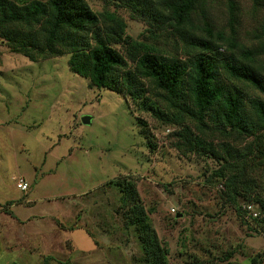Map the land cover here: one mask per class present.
<instances>
[{
  "label": "rangeland",
  "instance_id": "rangeland-1",
  "mask_svg": "<svg viewBox=\"0 0 264 264\" xmlns=\"http://www.w3.org/2000/svg\"><path fill=\"white\" fill-rule=\"evenodd\" d=\"M85 1L95 12L115 11L129 38L182 56L180 41L169 31L130 18L110 0ZM231 1L208 0L203 13L224 31L231 22L243 41L258 27L264 0L255 13L251 0ZM123 46L114 45L124 53ZM66 58L30 61L0 38V217L15 213L36 220L40 230L32 239L47 249L31 264H135L139 246L132 230L121 225L119 192L108 182L115 177L135 183L167 248V264H264V235L244 224L251 222L246 202L239 201V208L229 203L214 175L221 160L176 147V126L128 97L89 86L67 68ZM136 119L152 133V148ZM260 160L251 169V195L264 192ZM18 178L27 183L24 190L16 188ZM0 256L13 261L1 243Z\"/></svg>",
  "mask_w": 264,
  "mask_h": 264
},
{
  "label": "trees",
  "instance_id": "trees-1",
  "mask_svg": "<svg viewBox=\"0 0 264 264\" xmlns=\"http://www.w3.org/2000/svg\"><path fill=\"white\" fill-rule=\"evenodd\" d=\"M206 1L110 0L126 8L130 18L173 34L182 56L129 38L115 11L95 12L85 0H0V38L30 61L67 55V68L89 86L128 97L155 119L176 126V147L221 160L214 175L227 201L237 208L239 201L246 202L251 222L244 224L264 235V192L248 193L251 169L264 157V12L242 41L231 22L228 31L209 23L203 13ZM251 5L255 13L262 0ZM115 44L124 45V53ZM136 124L152 148L145 121L136 119ZM108 182L119 192L121 225L132 230L139 246L135 264H167V248L135 183L121 177Z\"/></svg>",
  "mask_w": 264,
  "mask_h": 264
},
{
  "label": "crops",
  "instance_id": "crops-1",
  "mask_svg": "<svg viewBox=\"0 0 264 264\" xmlns=\"http://www.w3.org/2000/svg\"><path fill=\"white\" fill-rule=\"evenodd\" d=\"M9 206H11V204H9ZM9 209L6 212L7 214L10 213ZM12 215H14V217H0V243L12 254L13 261L9 262L0 256V264H31L33 256L46 254V246H42L41 241H37L35 244L32 239V234L38 229L40 230V228L35 225V219L32 220L29 217L22 218L15 213ZM3 219L7 220L5 221ZM10 226L14 227L16 232L11 231Z\"/></svg>",
  "mask_w": 264,
  "mask_h": 264
},
{
  "label": "built area",
  "instance_id": "built-area-1",
  "mask_svg": "<svg viewBox=\"0 0 264 264\" xmlns=\"http://www.w3.org/2000/svg\"><path fill=\"white\" fill-rule=\"evenodd\" d=\"M15 186L20 190H24L27 187V183L22 178H18L15 182Z\"/></svg>",
  "mask_w": 264,
  "mask_h": 264
},
{
  "label": "water",
  "instance_id": "water-1",
  "mask_svg": "<svg viewBox=\"0 0 264 264\" xmlns=\"http://www.w3.org/2000/svg\"><path fill=\"white\" fill-rule=\"evenodd\" d=\"M81 122L82 123H87L88 122V116H82L81 117Z\"/></svg>",
  "mask_w": 264,
  "mask_h": 264
}]
</instances>
